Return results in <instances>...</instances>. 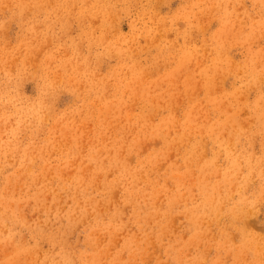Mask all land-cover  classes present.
<instances>
[{
	"label": "rangeland",
	"instance_id": "1",
	"mask_svg": "<svg viewBox=\"0 0 264 264\" xmlns=\"http://www.w3.org/2000/svg\"><path fill=\"white\" fill-rule=\"evenodd\" d=\"M262 111L264 0H0V264H264Z\"/></svg>",
	"mask_w": 264,
	"mask_h": 264
},
{
	"label": "bare ground",
	"instance_id": "2",
	"mask_svg": "<svg viewBox=\"0 0 264 264\" xmlns=\"http://www.w3.org/2000/svg\"><path fill=\"white\" fill-rule=\"evenodd\" d=\"M47 46V45H46ZM97 74V73H96ZM261 81H263L262 79H261ZM256 83V82H255ZM219 86V85H218ZM258 86V85H257ZM254 89V88H253ZM211 93V92H210ZM244 95V94H243ZM243 97V96H242ZM248 97V96H247ZM232 98V97H231ZM242 99V98H241ZM244 100H245V98H244ZM243 101V100H242ZM48 103V102H47ZM132 104V103H131ZM215 104V103H214ZM201 105V104H200ZM222 107H224V106H222ZM230 109V108H229ZM263 112V111H262ZM122 114V113H121ZM107 115V114H106ZM126 115V114H125ZM263 115H264V112H263ZM42 116V115H41ZM46 116V115H45ZM23 117V116H22ZM106 117V116H105ZM124 117V116H123ZM128 120V119H127ZM123 121V120H122ZM104 123V122H103ZM204 123V122H203ZM178 126V125H177ZM246 127V126H245ZM247 128V127H246ZM61 129V128H60ZM211 135V134H210ZM219 136V135H218ZM190 138V137H189ZM188 138V139H189ZM232 139V138H231ZM232 143V142H231ZM230 143V144H231ZM232 146V145H231ZM203 147V146H202ZM201 147V148H202ZM123 148V147H122ZM204 148V147H203ZM230 148V147H229ZM231 149V148H230ZM234 148H232V150H233ZM253 151V150H252ZM231 151H229V155H228V157H227V162L229 163V165L227 166V167H225V169H224V175H225V177H224V175H223V177L222 178H224V180L223 181H228V179H229V176H228V174H230L234 169H236V168H238V166L240 165V163H242L241 161L239 162V161H237L238 160V155H233L232 153H230ZM235 152V151H234ZM203 155V154H202ZM200 158V157H199ZM218 159V158H217ZM200 160V159H199ZM215 162V161H214ZM245 162V164L247 165V166H249L250 167V165H249V162L248 161H244ZM251 163V162H250ZM214 165H217V164H214ZM214 165L212 164V163H209L207 166H209V167H211V168H209L210 170H208L207 172L208 173H213V172H215V168H214ZM47 166V165H46ZM19 169V168H18ZM45 170V169H44ZM204 170V169H203ZM206 171V170H205ZM204 171V172H205ZM210 171V172H209ZM223 171V170H222ZM218 172V171H217ZM220 172V171H219ZM218 174H220V173H218ZM217 174V175H218ZM238 174V173H237ZM236 174V172H235V175H237ZM252 174H253V172H252ZM234 175V174H233ZM232 175V177H234ZM199 176H200V174H199ZM243 176V175H242ZM245 176V175H244ZM210 177V176H209ZM207 178V177H206ZM213 178V177H212ZM218 178H219V175H218ZM217 178V179H218ZM222 178L220 179V180H222ZM238 178V177H237ZM182 180V179H181ZM35 181V180H34ZM84 181V180H83ZM193 181V180H192ZM212 181V180H211ZM229 181H231V179H229ZM251 181V180H250ZM191 183V182H190ZM214 184H215V182H214ZM220 184V183H219ZM246 184H247V182H246ZM212 187V186H211ZM232 187H234V186H232ZM247 187V186H246ZM14 189V188H13ZM212 189V188H211ZM218 189V188H217ZM231 189V188H230ZM58 190V189H57ZM201 190V189H200ZM239 190V189H238ZM232 191V190H231ZM202 192V191H201ZM205 192L208 194L209 192H207L206 190H205ZM220 192V191H219ZM184 193V192H183ZM204 193V192H203ZM68 194V193H67ZM207 194L203 197V198H206V199H203L204 201H203V205H202V207L201 208H203V207H205V209L207 210V212L208 213H211L212 215H215L216 213H218V210L222 207L220 204V202L218 201L220 198H218V200L217 199H215V201L214 200H212V199H207ZM213 194V193H212ZM228 194V193H227ZM263 195V194H262ZM213 196V195H212ZM220 196V195H219ZM46 197V196H45ZM54 198H55V196H54ZM85 198V197H84ZM216 198V197H215ZM232 198V197H231ZM116 199V198H115ZM227 200H228V198H227ZM226 200V201H227ZM182 201V200H181ZM223 201V200H222ZM178 202V201H177ZM224 202V201H223ZM11 203V202H10ZM10 203H8V204H10ZM246 202H245V200L244 199H239V201H238V203H236V205H235V207L234 208H236V207H240V211H238L239 213H241V215H242V212L244 211V207H245V204ZM27 204H29V203H27ZM223 205V204H222ZM221 206V207H220ZM243 210V211H242ZM28 212V211H27ZM26 212V213H27ZM250 212V211H249ZM230 214L231 215H233V214H235V211H230ZM249 214V213H248ZM217 216V215H216ZM215 216V217H216ZM214 217V216H213ZM221 217V216H220ZM219 218V217H218ZM217 218V219H218ZM237 220V219H236ZM216 221V220H215ZM217 222H219L218 220H217ZM6 225V224H5ZM2 228V227H1ZM225 230V229H224ZM256 237V236H255ZM248 245L249 244H251L252 246L251 247H254V248H256L255 247V245H254V242L252 241V240H249L248 242ZM246 244V243H245ZM254 245V246H253ZM254 248H253V250H254ZM13 250V249H12ZM155 251V250H154ZM7 254H8V252H7ZM22 255V254H21ZM19 260H20V258H19ZM10 261V260H9Z\"/></svg>",
	"mask_w": 264,
	"mask_h": 264
}]
</instances>
